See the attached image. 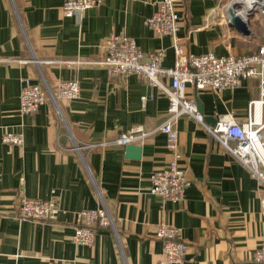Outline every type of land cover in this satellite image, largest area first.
Listing matches in <instances>:
<instances>
[{"label":"crops","instance_id":"obj_1","mask_svg":"<svg viewBox=\"0 0 264 264\" xmlns=\"http://www.w3.org/2000/svg\"><path fill=\"white\" fill-rule=\"evenodd\" d=\"M66 0H0V264H239L256 263L254 251L264 234L262 184L195 118L172 120L179 136V165L192 184L183 199L165 200L149 191L151 175L170 166L174 152L161 130L171 113L166 92L137 74L110 75L95 63L104 56L111 34L125 33L149 54L165 49L162 64H175V37L159 35L146 24L160 0H104L81 18L65 16ZM229 0H179L177 41L186 52L241 56L257 52L264 42V21L248 19L249 33L230 20ZM241 12V10H239ZM37 61H29L31 59ZM47 59L81 60L71 66ZM52 88L59 80H78L77 99H59L60 112L48 100L33 115L20 114L22 79ZM171 86V78L160 76ZM148 98L144 102L142 96ZM185 95L196 99L205 121L222 117L244 122L249 104L261 95L260 79L251 77L236 88L198 90L189 84ZM255 113L262 114L264 107ZM141 126L147 135L139 157L126 146L96 148L79 145L112 141ZM7 132H22L24 143L3 141ZM95 180V182H94ZM101 190L121 235L96 226L95 244L73 241L74 213L100 206ZM20 194L49 199L61 211L44 222L15 216ZM179 228L188 244L184 260L167 262L156 225Z\"/></svg>","mask_w":264,"mask_h":264},{"label":"built area","instance_id":"obj_2","mask_svg":"<svg viewBox=\"0 0 264 264\" xmlns=\"http://www.w3.org/2000/svg\"><path fill=\"white\" fill-rule=\"evenodd\" d=\"M104 0H66L62 5L65 16H77L81 18L83 13L90 8L101 4ZM179 0H160L154 13L146 19V24L159 35H171L175 37L174 50L175 64L166 67L162 64L165 49L149 54V60L139 48L136 39L125 33L111 34L104 42V56L95 63L105 67L110 75L137 74L146 78L151 85L163 89L169 97L170 118L161 126V130L167 134V147L174 152V159L170 166L154 172L151 175L150 193L158 195L165 200L176 202L185 196L186 189L192 184L187 171L182 168L178 159L179 136L178 131L172 126V120L182 114L189 115L215 137L233 156H235L263 186L264 190V118L257 115L255 110L264 107V42L257 52L241 56H217L214 53L194 54L186 52L177 41L180 30V13L177 9ZM0 61L26 62L25 59L0 58ZM29 61H37L34 58ZM44 62L63 63L73 65L82 63L81 60L72 59H47ZM171 78V86H165L160 76ZM257 77L260 79L261 95L259 99L252 100L249 104L248 118L244 122L233 118L222 117L216 125L210 126L205 121V115L201 111L195 98L185 95L189 84L198 90L214 89L221 91L225 88H236L245 79ZM81 95V86L78 80H59L56 88H52L49 82L42 76V82L34 83L29 77L22 79L20 91V114L33 115L40 107L51 100L60 110L59 99H77ZM148 96L143 95L145 102ZM259 110V111H260ZM60 112V111H59ZM61 113V112H60ZM147 132L141 126L130 132L122 133L119 138L112 141L92 142L79 145L74 148L82 152L83 148H96L110 143L127 145L142 142ZM3 141L10 145H22L24 134L22 132H7ZM95 182V180H94ZM96 183V182H95ZM101 204L97 208L81 209L74 213L76 226L72 236L76 244L93 246L95 244L96 226L112 228L122 249L121 235L115 224L114 214L109 208L101 190L96 185ZM61 211L55 201L28 197L20 194L19 205L15 216L34 222H44L55 219ZM264 213V198H263ZM179 228L160 222L156 225V236L164 241V256L167 262L180 263L184 260L188 250V244L178 239ZM253 261L264 264V234L261 245L253 253ZM126 264V263H125Z\"/></svg>","mask_w":264,"mask_h":264},{"label":"water","instance_id":"obj_3","mask_svg":"<svg viewBox=\"0 0 264 264\" xmlns=\"http://www.w3.org/2000/svg\"><path fill=\"white\" fill-rule=\"evenodd\" d=\"M232 3H233V1L229 4V7H228L231 22L242 32L249 33V31H250L249 27H248L249 21L245 20L242 17V15L240 14L239 9H238V7H241V6H238V5L235 6ZM263 7H264V5H263ZM263 10H264V8H263ZM126 148H127L128 152L130 153V155H132L133 157H139L140 152H141V147H139L135 144H127ZM239 264H259V263H239Z\"/></svg>","mask_w":264,"mask_h":264},{"label":"bare ground","instance_id":"obj_4","mask_svg":"<svg viewBox=\"0 0 264 264\" xmlns=\"http://www.w3.org/2000/svg\"><path fill=\"white\" fill-rule=\"evenodd\" d=\"M232 4L243 7V10L240 12V14L245 20L249 19V16L253 13V11L257 9L263 10L264 8V0H233Z\"/></svg>","mask_w":264,"mask_h":264},{"label":"rangeland","instance_id":"obj_5","mask_svg":"<svg viewBox=\"0 0 264 264\" xmlns=\"http://www.w3.org/2000/svg\"><path fill=\"white\" fill-rule=\"evenodd\" d=\"M230 1H233V0H229ZM239 10H243V7H238ZM253 16H258L260 19H262L264 21V12L261 10V9H257L255 10L252 15L250 16V18H253Z\"/></svg>","mask_w":264,"mask_h":264}]
</instances>
